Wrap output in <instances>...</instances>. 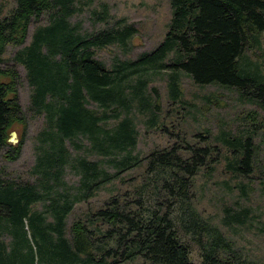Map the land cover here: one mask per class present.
Returning <instances> with one entry per match:
<instances>
[{
    "label": "trees",
    "instance_id": "trees-1",
    "mask_svg": "<svg viewBox=\"0 0 264 264\" xmlns=\"http://www.w3.org/2000/svg\"><path fill=\"white\" fill-rule=\"evenodd\" d=\"M71 1L14 0L0 17V151L5 148L6 160L19 158L22 145L10 144V131L26 126L18 72L4 61L7 47L22 48L10 59L26 70L32 88L28 112L43 119L31 170L36 177L0 178V264H34L27 232L41 264H194V248L199 264H257L199 212L193 188L203 169L213 172L224 162L235 176L262 179L264 190V161L253 142L258 130L264 135V117L248 113L246 130L212 137L206 129V135L192 136L193 143L177 127L170 132L164 117L160 130L176 141L146 156L135 148L137 116L149 115V126L159 119L150 74L168 72L172 104H186L179 90V73H185L197 86L249 96L264 114V72L250 73L239 61L247 49H264V0H168L172 17L163 41L111 68L96 58V50L126 45L137 29L122 23L82 35L68 20ZM43 17L47 24H40ZM32 24L36 28L25 46ZM66 168L80 177L74 194L63 180ZM134 169L143 170L139 182L111 195L87 218L73 219L68 230L77 204L103 186L123 183ZM247 214L241 210L230 220L243 225ZM4 234L12 238L9 244Z\"/></svg>",
    "mask_w": 264,
    "mask_h": 264
},
{
    "label": "rangeland",
    "instance_id": "rangeland-1",
    "mask_svg": "<svg viewBox=\"0 0 264 264\" xmlns=\"http://www.w3.org/2000/svg\"><path fill=\"white\" fill-rule=\"evenodd\" d=\"M14 6V0H0V17L7 15ZM71 8L73 13L68 19L69 23L75 26L82 35L116 28L122 23L133 25L137 29V34L126 45L114 43L104 49L96 50V58L107 68H111L119 61L135 60L141 54L151 52L163 41L172 17L168 0H72ZM40 24H47L46 17H43ZM35 28L36 24L30 25L25 46L30 43ZM20 49L22 48L7 47L4 61L8 67H14L18 72V102L26 112V126L24 129L19 125L10 131L9 138L13 132L16 135V142L9 141L10 144L17 146L20 140L22 141L20 156L16 160L8 161L3 157L6 152L5 148L0 151V178L31 182L36 177V175L32 177L31 170L37 158L36 136L42 128L43 119L28 112L32 88L28 85L26 70L22 65L10 59ZM239 61L250 73H262L264 72V49H247ZM167 73L165 71L157 75L150 74L149 92L159 104V119L153 126H149L146 122L149 121L147 120L149 115L137 116L138 139L135 153L141 156L148 155L154 149L169 147L176 141L175 138L169 137L167 132L160 130L161 119L164 117L165 125L170 132L174 134L178 130L183 131L180 135L184 136L185 133L186 140L191 143L194 142L193 135L197 133L206 135V129L212 137L219 135L220 132L233 136L241 130H246L247 126L243 125L246 121L243 118L248 113L253 112L257 113L259 118L264 117L263 112L248 100L249 96H242L236 90L216 85L197 86L185 73H179V90L186 104L181 102L177 105L172 104L169 101ZM153 87L156 89V95L152 90ZM172 109H177L179 118L173 114ZM183 115L185 118L181 120L180 117ZM257 132L253 142L258 143L257 152L259 158L264 161V135L261 136L262 130ZM8 150H10L9 146ZM142 172V169L128 171L123 175L125 177L123 183L114 182L103 186L93 198L77 204L68 217V230L73 219L87 218L102 207L104 201L111 195L131 189L133 184L139 182ZM79 179L77 174L65 169L63 180L70 194L76 192ZM261 181L262 179L258 177L235 176L225 169L224 162H222L215 167L213 172L203 169L195 177L193 188L199 212L211 219L257 264H264V190L260 184ZM38 208L43 210L42 207ZM245 209L248 211L245 224L238 225L230 220L233 214ZM27 236L36 256L34 264H41L38 262L36 245L30 232H27ZM64 236L66 239L69 238L67 230ZM1 239L6 244L12 240L6 234ZM21 251L24 253L26 249L23 248ZM191 258L194 264H199L196 248Z\"/></svg>",
    "mask_w": 264,
    "mask_h": 264
},
{
    "label": "water",
    "instance_id": "water-1",
    "mask_svg": "<svg viewBox=\"0 0 264 264\" xmlns=\"http://www.w3.org/2000/svg\"><path fill=\"white\" fill-rule=\"evenodd\" d=\"M9 141L10 142H13V143H15L16 142V135H15V133L13 132V133H11V136H10V138H9Z\"/></svg>",
    "mask_w": 264,
    "mask_h": 264
}]
</instances>
